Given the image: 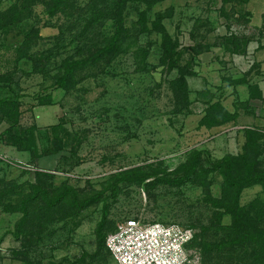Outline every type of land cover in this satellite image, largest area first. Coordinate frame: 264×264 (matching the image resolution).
I'll list each match as a JSON object with an SVG mask.
<instances>
[{
  "label": "rangeland",
  "instance_id": "374dc122",
  "mask_svg": "<svg viewBox=\"0 0 264 264\" xmlns=\"http://www.w3.org/2000/svg\"><path fill=\"white\" fill-rule=\"evenodd\" d=\"M70 1L51 11L55 0H27L14 12L17 0H0V98L18 103L0 118V264H117L105 248L97 251L104 207L106 234L132 215L174 221L194 229L195 264H229L228 250L204 251L199 240L220 239L232 222L222 206L227 163L216 164L229 157L235 172L247 175L240 157L253 148L247 128L259 144L248 158L252 172L264 171V94L249 92L254 84L264 92V0L126 1L121 22L108 14L114 0ZM118 29L122 45L100 53ZM89 56L99 58L67 88L55 85L63 58ZM179 76L188 99L177 105L169 80ZM215 100L235 117L199 125ZM195 149L202 168L196 176L177 185L157 181L182 174ZM132 168L148 177L140 184L122 178ZM31 182L51 195L64 185L85 197L113 182L118 190L108 187L79 213L38 201L22 220L4 207ZM236 206L240 217L248 212L264 225L260 183L243 188Z\"/></svg>",
  "mask_w": 264,
  "mask_h": 264
},
{
  "label": "trees",
  "instance_id": "16d2710c",
  "mask_svg": "<svg viewBox=\"0 0 264 264\" xmlns=\"http://www.w3.org/2000/svg\"><path fill=\"white\" fill-rule=\"evenodd\" d=\"M19 1L17 0V2L13 3V5L11 6V9L14 12H19L21 11V9L27 7V0ZM22 1H24L23 4L21 3ZM126 1L133 0H114L113 5L116 8H114V10H110L108 13L111 14L117 20V22L122 21L121 7ZM144 1L153 3L158 0ZM61 5L71 7L73 6V3L70 0H55L51 11L60 8ZM105 7L108 9L111 6L105 5ZM101 11L103 12V8H101ZM93 20L94 18L90 21ZM122 32L123 29H118L117 32L110 37L111 39H109L105 47L99 50L100 53L105 51L106 48L113 45L114 43L122 45ZM98 58L99 57L97 56H89L87 58L77 57L74 59L63 58L61 61L62 72L56 79L55 85L64 89L67 88L70 83L75 80L74 75L77 71L85 67L87 63H94V61ZM233 81L239 83L241 81L243 82L244 79H237ZM169 88L172 93L178 97L176 101L177 105L185 104L187 102L188 95L186 92V82L184 78H182V76L169 80ZM249 88L250 90L252 89V92L249 91L250 95H261V91L256 84H254V86L252 85V87L250 86ZM49 100V97H47L46 101L40 102H42L43 104H47ZM17 104L18 103L16 100L0 98V118H2L1 116L7 118L10 117L11 114L13 115ZM177 105L176 107L178 109L179 107ZM234 117L235 111H229L219 100H215L208 104L207 107H205L204 114L199 119V125L211 127L214 125H218L224 121L231 120ZM46 126L56 127L58 126V123H48L46 124ZM246 131L247 134H250L248 139V145L253 146L249 154H245V151L240 154L244 166L246 167L245 172H247V175H240V173H236L235 161L231 162V158L229 157H227L226 159H222L218 164H216L218 167H222L224 163H227V169L226 172H224L225 185H223V192L225 190V187H227L228 189H226L227 191L224 193L222 199L224 205L222 206H225L229 211H231L233 216L232 222L230 224L222 226L223 229L226 231H224L225 234L220 239L212 242L200 239L199 243L203 247L204 251L207 252L209 251V248L215 249L216 251L220 252L228 250L227 259L229 260V264H264V225L257 226L252 220V218L249 216L248 212H244L242 217H240L239 214L236 213L242 210L241 207H237L236 205L243 188L253 185L255 183H260L264 190V171H262L260 174L253 173L252 165L249 163L248 160V158L252 159L253 152H255L259 147V144L256 143V133H254V131L250 128H247ZM3 134H10V129L4 130ZM200 154L201 151L198 149H195L193 151V155L189 158V160H187L184 164L180 166L182 174L171 177L169 179H164L160 177L159 179H157V181L169 182L172 185H177L182 183L184 180L191 178L192 176H196L197 172L202 169L200 166ZM235 159H237V157H235ZM180 168L178 170H180ZM126 172L128 175L122 178L131 180L136 184H140L145 178L148 177V173H143L142 171L134 172L133 168L131 169L130 174L128 173L129 169L125 170L124 173ZM28 186L29 190L21 192L20 197L15 203L11 205L8 204L4 207L6 211H20L22 214V220L29 215L30 207L35 205V202L38 201H40L39 203L43 204L44 207L48 208L55 207L57 205H62L63 203H65L66 207L70 206L74 209L75 213H79L88 205L98 202L101 199L103 192L108 187H111L112 191L118 190L116 182H113L110 185L104 186L103 189L95 190L94 193H92L90 196L85 197L81 196L77 189L69 185H64L65 187L61 192L55 193L53 195L50 194V189L46 185H43L41 183L31 182ZM106 215L107 209L104 207L102 219L95 228V234L97 239V251H100L101 254L103 248L107 250L105 246L106 233H104L103 230L106 224ZM113 228H111L110 230H112Z\"/></svg>",
  "mask_w": 264,
  "mask_h": 264
},
{
  "label": "built area",
  "instance_id": "2783aa9c",
  "mask_svg": "<svg viewBox=\"0 0 264 264\" xmlns=\"http://www.w3.org/2000/svg\"><path fill=\"white\" fill-rule=\"evenodd\" d=\"M190 225L174 221L119 219L105 236V246L117 264H195L189 244Z\"/></svg>",
  "mask_w": 264,
  "mask_h": 264
},
{
  "label": "crops",
  "instance_id": "0c3cea01",
  "mask_svg": "<svg viewBox=\"0 0 264 264\" xmlns=\"http://www.w3.org/2000/svg\"><path fill=\"white\" fill-rule=\"evenodd\" d=\"M258 84V83H257ZM258 87H259V89H260V91L262 92V94H264V92L262 91V87H261V85L260 84H258Z\"/></svg>",
  "mask_w": 264,
  "mask_h": 264
}]
</instances>
